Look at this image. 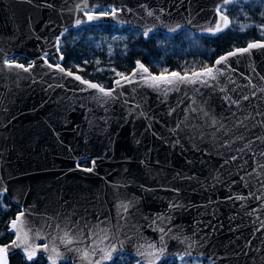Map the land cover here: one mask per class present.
<instances>
[{
  "label": "water",
  "instance_id": "water-1",
  "mask_svg": "<svg viewBox=\"0 0 264 264\" xmlns=\"http://www.w3.org/2000/svg\"><path fill=\"white\" fill-rule=\"evenodd\" d=\"M237 1L0 0V194L20 207L0 264H264V47H248L264 40L190 74L136 62L111 88L59 51L68 30L102 23L216 37Z\"/></svg>",
  "mask_w": 264,
  "mask_h": 264
},
{
  "label": "trees",
  "instance_id": "trees-1",
  "mask_svg": "<svg viewBox=\"0 0 264 264\" xmlns=\"http://www.w3.org/2000/svg\"><path fill=\"white\" fill-rule=\"evenodd\" d=\"M220 12L228 18V25L216 37L197 36L185 29L172 36L156 32L145 40L138 30L107 23L70 29L59 40L62 65L71 72L79 73L85 80L111 88L113 81L128 75L136 62L155 74L164 68L168 72L190 74L211 67L218 57L230 51L264 40V0H239L231 6L222 7ZM79 30L81 33L78 34ZM96 41L98 47L94 45ZM11 61L26 63L28 60L14 56ZM77 65L83 69H78ZM79 165L88 167L89 161ZM19 212L20 207L0 194V245L3 247L14 238L8 225ZM124 257H128V263ZM120 260V264H140L128 254ZM167 261L171 264H212L207 259L182 257L166 258L161 264H167ZM6 264H47V261L39 255L35 261L28 263L16 253L8 257ZM59 264L71 262L62 261Z\"/></svg>",
  "mask_w": 264,
  "mask_h": 264
},
{
  "label": "snow or ice",
  "instance_id": "snow-or-ice-1",
  "mask_svg": "<svg viewBox=\"0 0 264 264\" xmlns=\"http://www.w3.org/2000/svg\"><path fill=\"white\" fill-rule=\"evenodd\" d=\"M225 2H227V0H225ZM91 19H93V17H92V16H89V20H91ZM79 23H80V21L78 20V21H77V24H79ZM145 35H147V33H145ZM257 46L264 47V44H261V45L250 44L248 47H249V48H252V47H257ZM242 51H247V49H243ZM222 59H223V58H222ZM138 63H139V62H138ZM217 63H220V61L218 60ZM9 66L11 67L12 65H9ZM139 66H140V67H143V65H139ZM15 67H22V66H21V65H15ZM49 67H51V65H49ZM24 70L27 71L28 69H24ZM61 71H63V69H61ZM144 71L147 72V69L144 68ZM212 71H213V70H212L211 68L207 69V72H208L209 75L212 74ZM69 75H71V73H69ZM118 75H119V74H118ZM76 79H80V77L77 76ZM81 82H82V83H87L86 81H81ZM117 83H119V81H117ZM169 83H171V81H169ZM89 86H90V87H93V88L97 87V85H95V84H90ZM100 90H101V91H104V89H100ZM106 94H107V93H106ZM93 163H95V162H93ZM85 170H86V171H91V169H85ZM17 219H19V217H17ZM68 242L71 243V241H68ZM13 244L15 245L16 242L14 241ZM3 251H5V249L0 248V252H3ZM112 251H116V249L113 248ZM105 258H106V259H111V258H112V257H111V252L107 253L106 256H105ZM29 259H31V254H29Z\"/></svg>",
  "mask_w": 264,
  "mask_h": 264
},
{
  "label": "rangeland",
  "instance_id": "rangeland-1",
  "mask_svg": "<svg viewBox=\"0 0 264 264\" xmlns=\"http://www.w3.org/2000/svg\"><path fill=\"white\" fill-rule=\"evenodd\" d=\"M115 11V9L113 8H111V7H102V8H100V9H98V10H95V11H90V13H93V14H99V15H107V14H111V13H113ZM77 33L79 34V33H81V31L79 30V31H77ZM114 37V36H113ZM112 37V38H113ZM94 45L95 46H97L98 47V42L96 41L95 43H94ZM78 69H83L80 65H77L76 66ZM167 73H172V72H168V70L166 69V68H164L159 74H167ZM80 166V165H79ZM124 255H120V257H118V259L116 258V259H114V261L111 263V264H120V262H121V260H120V258H122ZM125 258V262H129V261H127V259H128V257H124ZM167 264H171V261H167Z\"/></svg>",
  "mask_w": 264,
  "mask_h": 264
},
{
  "label": "built area",
  "instance_id": "built-area-1",
  "mask_svg": "<svg viewBox=\"0 0 264 264\" xmlns=\"http://www.w3.org/2000/svg\"><path fill=\"white\" fill-rule=\"evenodd\" d=\"M17 64H20V65H22L24 67H30V66H32V62L31 61H27L26 63H17ZM127 261H129V259H127Z\"/></svg>",
  "mask_w": 264,
  "mask_h": 264
}]
</instances>
